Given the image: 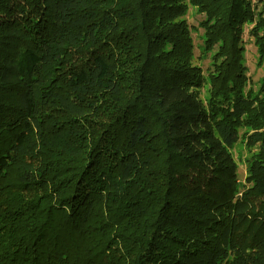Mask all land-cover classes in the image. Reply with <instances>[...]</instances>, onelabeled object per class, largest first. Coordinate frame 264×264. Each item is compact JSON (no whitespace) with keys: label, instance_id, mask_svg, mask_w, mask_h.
Segmentation results:
<instances>
[{"label":"trees","instance_id":"16d2710c","mask_svg":"<svg viewBox=\"0 0 264 264\" xmlns=\"http://www.w3.org/2000/svg\"><path fill=\"white\" fill-rule=\"evenodd\" d=\"M261 16L252 0H0V264H264V73L246 90L240 56L255 23L264 61Z\"/></svg>","mask_w":264,"mask_h":264},{"label":"rangeland","instance_id":"374dc122","mask_svg":"<svg viewBox=\"0 0 264 264\" xmlns=\"http://www.w3.org/2000/svg\"><path fill=\"white\" fill-rule=\"evenodd\" d=\"M255 3V6L258 8V11L261 12V18L264 19V0H252ZM204 16L199 15L197 10L192 8L189 11L186 20L188 24L192 28V37L194 40L195 45V60L193 62L194 65H200L204 72L208 69L210 65V58L209 56H203V42H202V35L203 30L199 27L200 22L203 20ZM255 26V23L246 24L243 28V35H242V45L243 51L241 53V58L243 61L244 67L247 69V78H249L250 84L246 86V90H249L251 86H256L258 82L262 79L264 73V61L262 63L259 62L258 56V47L256 45V41L254 37L251 35L252 28ZM201 57H203L201 59ZM261 64V66H260ZM206 74V72H205ZM201 99L206 98V94L204 92L200 95ZM245 131H241V138L240 140L230 149L233 157L238 163L239 166V180L242 183L247 174V168L245 161L250 156L249 150L247 148L246 142L244 137Z\"/></svg>","mask_w":264,"mask_h":264}]
</instances>
